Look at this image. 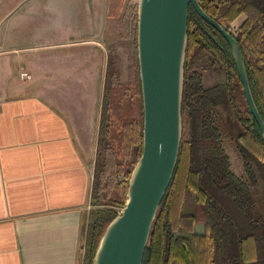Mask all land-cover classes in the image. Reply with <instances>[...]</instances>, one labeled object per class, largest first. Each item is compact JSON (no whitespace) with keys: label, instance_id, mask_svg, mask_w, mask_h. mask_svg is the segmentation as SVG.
I'll return each mask as SVG.
<instances>
[{"label":"trees","instance_id":"trees-1","mask_svg":"<svg viewBox=\"0 0 264 264\" xmlns=\"http://www.w3.org/2000/svg\"><path fill=\"white\" fill-rule=\"evenodd\" d=\"M199 3L226 29L245 15L238 35L232 34L241 47L252 94L264 119V0ZM116 58L108 57L92 186V201L100 207L89 214L86 264H94L101 238L118 215L112 207H125L132 171L143 152L138 50L130 58L125 81ZM201 61L214 72L210 87L199 81ZM182 116L177 167L153 223L143 264H264V139L229 43L192 6ZM221 130L234 137L244 166L242 177L231 169ZM189 197H193L191 211ZM196 224L204 225L203 234L194 232Z\"/></svg>","mask_w":264,"mask_h":264},{"label":"crops","instance_id":"crops-1","mask_svg":"<svg viewBox=\"0 0 264 264\" xmlns=\"http://www.w3.org/2000/svg\"><path fill=\"white\" fill-rule=\"evenodd\" d=\"M9 2L0 29L24 10L0 41V264H80L108 65L104 0L75 25L63 3Z\"/></svg>","mask_w":264,"mask_h":264},{"label":"water","instance_id":"water-1","mask_svg":"<svg viewBox=\"0 0 264 264\" xmlns=\"http://www.w3.org/2000/svg\"><path fill=\"white\" fill-rule=\"evenodd\" d=\"M191 6L229 43L249 108L264 139V119L236 37L208 15L199 0H140L137 45L144 108L143 152L132 171L126 205L106 228L94 264H143L153 223L181 149Z\"/></svg>","mask_w":264,"mask_h":264},{"label":"rangeland","instance_id":"rangeland-1","mask_svg":"<svg viewBox=\"0 0 264 264\" xmlns=\"http://www.w3.org/2000/svg\"><path fill=\"white\" fill-rule=\"evenodd\" d=\"M4 0H0L2 3ZM14 0H10L8 7ZM34 3H63V7L60 10L63 12V16L66 21L71 25L80 24L86 20V11H89V5L92 2L99 0H34ZM106 1V4H105ZM140 0H104L103 8L99 10L103 13L102 23V39L101 43L108 50V57L110 54L117 56L116 61L118 68L121 71L122 79L125 81L129 77L130 58L135 51L138 50L137 45V27H138V11ZM105 4V5H104ZM27 5V4H25ZM24 5V6H25ZM23 6V7H24ZM24 8H19L17 11H13L8 21L0 29V41L3 42L4 38L10 29L15 27V18L18 12L23 11ZM98 11V9H97ZM245 15H241L237 20L228 25V29L235 36L239 33V26L241 25ZM135 26H137L135 28ZM201 61L197 65L199 71V81L204 87H210L215 83V75L213 70L206 68ZM221 139L223 140L224 148L228 154L232 171L239 177L244 174V166L242 158L237 152L235 147L234 137L228 130H221ZM120 180H127L124 176H119ZM100 206L90 203L88 209V215L86 217V224L84 228V240H83V254L80 264H86V234L88 227V219L90 211L99 209ZM124 207H112V210L119 215L123 211ZM193 209V197H189L188 211ZM194 226L193 230H196ZM185 233V231H184ZM186 234V233H185Z\"/></svg>","mask_w":264,"mask_h":264},{"label":"built area","instance_id":"built-area-1","mask_svg":"<svg viewBox=\"0 0 264 264\" xmlns=\"http://www.w3.org/2000/svg\"><path fill=\"white\" fill-rule=\"evenodd\" d=\"M21 77L22 78H29L30 74L28 72L24 71V72L21 73Z\"/></svg>","mask_w":264,"mask_h":264}]
</instances>
